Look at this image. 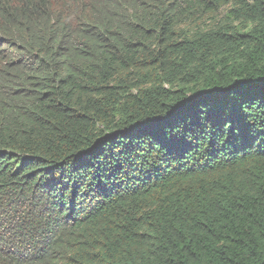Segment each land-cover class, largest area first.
Listing matches in <instances>:
<instances>
[{
    "label": "trees",
    "instance_id": "trees-1",
    "mask_svg": "<svg viewBox=\"0 0 264 264\" xmlns=\"http://www.w3.org/2000/svg\"><path fill=\"white\" fill-rule=\"evenodd\" d=\"M0 264H264V0H0Z\"/></svg>",
    "mask_w": 264,
    "mask_h": 264
},
{
    "label": "rangeland",
    "instance_id": "rangeland-1",
    "mask_svg": "<svg viewBox=\"0 0 264 264\" xmlns=\"http://www.w3.org/2000/svg\"><path fill=\"white\" fill-rule=\"evenodd\" d=\"M226 10H227V7H226Z\"/></svg>",
    "mask_w": 264,
    "mask_h": 264
}]
</instances>
